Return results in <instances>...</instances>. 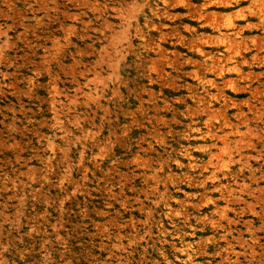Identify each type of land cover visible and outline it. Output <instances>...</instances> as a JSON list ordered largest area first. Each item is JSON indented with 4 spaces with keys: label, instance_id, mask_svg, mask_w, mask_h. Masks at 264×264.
Masks as SVG:
<instances>
[{
    "label": "rangeland",
    "instance_id": "1",
    "mask_svg": "<svg viewBox=\"0 0 264 264\" xmlns=\"http://www.w3.org/2000/svg\"><path fill=\"white\" fill-rule=\"evenodd\" d=\"M204 6L217 14L219 30L201 17ZM261 7L264 0H0V264H165L157 252L164 238L178 241L172 221L182 219L184 210L179 201L165 209V191L180 200L195 193L198 202L197 189L186 181L198 170L183 158L167 176L140 146L150 142L160 150L165 139L193 148L234 124L245 137L238 135L240 143L231 142L216 156L236 180L228 202L215 193L228 219L218 231H231L226 264H264V107L257 102L259 96L264 100ZM236 25L243 26L237 37ZM226 35L240 42L232 41L235 48H258L255 63L233 68ZM192 37L210 53L207 60L191 45ZM211 60L218 63L215 69ZM201 75L216 80L236 102L227 103L226 120L203 123L205 104L219 109L223 100L215 87L203 96ZM230 80L240 90L224 85ZM172 106L181 121L172 116ZM156 114L168 124L157 122ZM193 153L208 159L197 147ZM105 184L115 193L124 185L130 202L139 196L148 218L136 202L121 205L118 194L107 207ZM212 208L204 206L202 214ZM100 209L116 221L100 216ZM192 212L186 238L192 250L207 249L195 260L217 264L216 231L203 219L195 221ZM159 216L165 237L156 229ZM95 223L105 224L110 237Z\"/></svg>",
    "mask_w": 264,
    "mask_h": 264
},
{
    "label": "bare ground",
    "instance_id": "2",
    "mask_svg": "<svg viewBox=\"0 0 264 264\" xmlns=\"http://www.w3.org/2000/svg\"><path fill=\"white\" fill-rule=\"evenodd\" d=\"M256 6H258V5H256ZM204 8L206 10L200 13V15H203L201 17H203V19L206 22L210 23L213 26L214 30H216V31L219 30L218 21L215 20V16L217 14L214 12H207L206 6H204ZM233 29H235V31L233 32L234 36L237 37V36L242 34L243 26L236 25V26H234ZM192 32L197 34V30L193 29ZM261 35H264V34L261 33ZM196 36H198V34ZM222 37H224V36H222ZM194 38L192 37V41L190 42L191 45L193 47H196L195 50H196L197 54L200 55L203 58V60H207L209 58L210 53L208 51L204 50L197 43H195ZM196 39H198V38H196ZM223 39H224V42L223 41H221V42L224 43L225 48L228 50H234V52H233L234 54L232 55V57L235 58L236 64L233 68L239 69L241 67V63H245V62L249 63L250 66H251V64L255 63V59L258 55V48L251 47L252 45L251 46H245L244 45L245 47H236L235 48L233 46V42L237 41V39L235 40V38H229V35H226ZM253 39H254V37H253ZM217 40H219V39H217ZM237 42H239V41H237ZM260 50H262V49H260ZM158 52L160 54H162V50L159 49ZM215 57L216 56H214V58ZM190 60L195 62L196 66L201 65V63L197 61V58L192 57V58H190ZM263 61H261V62H263ZM217 64L218 63L216 60H211V62L209 63V67H212L215 69ZM219 70L221 71L223 69H219ZM216 73H218V72H216ZM219 74L222 75V72H219ZM198 80H199L200 86L202 87L203 96H206V94L209 92V90H208L209 87H215L220 92L219 96L221 97V95H222V100H223V104L221 105V107L219 109H214L213 106H211V104L208 102L205 104V107H204V109L200 115L201 118L204 120L203 123H206V125H210L211 121L214 119L215 120H220V119L226 120L227 119L226 118L227 117L226 105L231 100L225 95V93L223 91L224 90L223 86L221 88H219V83L216 80L206 79L205 76H203V75H201V77H199ZM224 85H228L234 92L237 90H240V84L235 80L226 81L224 83ZM247 86L248 87H246V88H249L250 89L249 91L251 93H254V90L256 87L254 89H252L250 84H248ZM257 95H258V93H257ZM253 96L256 97L255 94ZM198 99L201 101V97ZM257 99H258L257 102H260L261 107H264V105H263L264 100H263L262 96H259ZM231 102L234 105L236 103L234 101H231ZM141 106H142V101H140V109H141ZM129 108H130V106H128V109ZM141 111L142 110H140V112ZM177 112H178L177 108L175 106H172L171 107L172 116L174 117V119H177V121H181L178 119V113ZM129 114H132V112L130 111ZM238 114H239V112H238ZM156 120H157V122L161 121L164 124H168L164 115H161V114L157 115L156 114ZM242 120H244V119H242ZM224 124H227V122H224ZM223 126L219 127V129L217 131H215V133H214L215 134L214 136L216 139L215 141H211L210 143H203L200 145H195L193 147L195 149L197 147L198 151H202L204 154H207V157H208L207 160H205V159L201 160V159L197 158L193 153V148H191L190 142H187L186 144H184L181 142L182 140H178L177 146H173L172 144H169L168 141L165 139H162V141L159 140L160 141V143H159L160 150L154 148V146L150 142H147L145 147L140 146L141 151H143V155L148 157L149 161H152L156 165H159L160 171H162V173L167 175V176H172L174 174L172 163H176L177 166H181L183 164V158L188 160L187 164L189 166H191L193 169L198 170L196 175L186 177V181L188 184L187 186H190L192 188H196L198 193H199L198 202L193 201V196H195V193L194 194L193 193L192 194H185L184 198L180 200L175 192H170V191H168V189L165 191V195H166L165 209H171V202L172 201H177V202L179 201L181 203L182 207L184 208V210L181 214L182 219H178V221H172V224H174V234L176 235V238L178 239V241H174V240H168L167 241L164 238L162 243H161V246L157 252L159 254L158 255L159 258H161L165 264H211V262L199 263L198 261L195 260L197 253L206 254L207 249L205 248L204 245H199L198 246L199 252L198 251L196 252V250H192V248L189 244V241L186 238L187 229H188V227H191V225L193 224L192 223L193 220H191V216L189 213V208H192V210L194 211L192 213H193V218L195 221L198 222V220H199V222H200V220L203 219V222H202L203 224H210L212 227H214L216 234H217L213 238L216 242V251H217L216 253H218L221 257V260L217 264H226L228 262V259H229L228 248L231 246V243L227 238V234L228 233L231 234V231L226 229V228H225L226 229L225 233L219 234V231H218L219 230L218 227L222 224L221 223L222 220L227 218V208L221 207L219 205V202H218L217 198L215 197V193H218L219 197H221V198H226V202H228V200L230 199L229 196L235 194L236 180L234 179V176L231 174L232 172L229 170L231 168L228 169V167H226L227 166L226 164H221V161L217 160L219 158V156L218 157H216V156L218 155V151H220V152L223 151V153H224V149H226L227 146H230L231 142L240 143L238 139H240L241 137H245V134H242L239 131L238 126H236L235 124L230 125L229 128L227 127L228 129H226L225 127L223 128ZM250 129H251V127H250ZM261 131H263V130H261ZM238 135L240 136V138L237 137ZM250 135L254 136L253 133H251ZM142 137L143 136L141 135V138ZM231 137H233L232 140H231ZM212 138H213V136H212ZM144 139L145 138L143 137L142 140H144ZM0 140H2V142H4L3 135L1 133H0ZM105 141H106V139H105ZM241 141H243V139H241ZM245 141L246 140H244V142ZM245 143H247V145H248L247 141ZM219 145H221V146H219ZM231 149H233V148H231ZM213 150H216L217 153L214 154ZM235 150H236V148H235ZM229 155H227V157H229ZM215 159L217 162H215ZM224 160H222V161H224ZM110 164H112V162H110ZM109 167L112 170V172H115L118 169L117 166H115L114 164H112ZM208 169H210V170L207 171ZM223 169H224L225 173H223V175L220 176L219 174L221 171H223ZM103 171L104 170L101 169V172L103 173V176H104V174H106V173H104ZM205 172H209V173L205 174ZM118 176L120 177L121 175H118ZM225 180H226V182H225ZM122 186L124 187V185H122ZM122 186L120 187L119 192L115 193V191L113 190V188L111 186H108V184L104 185V187H105L104 191L106 193L105 203H106L107 207L111 206L110 204L112 202H110V200L116 199L117 198L116 195L118 194V198L122 199V200H119L121 205H125V203L129 202L130 206H132L133 203L136 202V203H138L137 204L138 210L142 211V213H145L146 217L148 218L149 214H148L147 210L145 209L146 206L144 205L141 198L139 196H134L133 202H130L129 197L126 195V192L123 190ZM130 188L133 189L134 185H131ZM209 204H212V206H213L212 211H209L207 213L204 212L202 214L203 207L206 205H209ZM97 212L102 217L109 216L108 210L100 209ZM109 218H111V217L109 216ZM159 218H160V216H159ZM226 220H228V219H226ZM110 221L115 222L116 218L115 217L111 218ZM94 225L98 226L99 228H102V231H104L106 233V235H108V238L110 237L109 233H107V230L103 227L105 224L95 223ZM156 229H157V232L159 235L165 237L164 235L166 233V228H165L164 223H163L161 218L159 220L158 219L156 220ZM118 238L119 237H116V240H118ZM221 241H223L224 244ZM165 242H167L169 244L171 250L174 251L173 256H171V254H168L165 251V245H164ZM105 244L106 243L103 240H101V241H99L98 246L103 247ZM229 251H230V249H229ZM251 257H252V255H251ZM159 264H162V263H159Z\"/></svg>",
    "mask_w": 264,
    "mask_h": 264
}]
</instances>
